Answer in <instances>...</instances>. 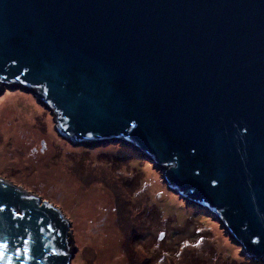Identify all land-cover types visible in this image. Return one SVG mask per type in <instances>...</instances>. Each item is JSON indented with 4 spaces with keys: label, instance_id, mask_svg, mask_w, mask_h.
Returning <instances> with one entry per match:
<instances>
[{
    "label": "water",
    "instance_id": "obj_1",
    "mask_svg": "<svg viewBox=\"0 0 264 264\" xmlns=\"http://www.w3.org/2000/svg\"><path fill=\"white\" fill-rule=\"evenodd\" d=\"M122 143L264 264V0H0V96ZM7 245V247H4ZM71 222L0 178V264H71Z\"/></svg>",
    "mask_w": 264,
    "mask_h": 264
},
{
    "label": "rangeland",
    "instance_id": "obj_2",
    "mask_svg": "<svg viewBox=\"0 0 264 264\" xmlns=\"http://www.w3.org/2000/svg\"><path fill=\"white\" fill-rule=\"evenodd\" d=\"M0 178L63 211L77 246L71 264H262L208 211L168 189L141 152L73 146L19 89L0 96Z\"/></svg>",
    "mask_w": 264,
    "mask_h": 264
},
{
    "label": "snow or ice",
    "instance_id": "obj_3",
    "mask_svg": "<svg viewBox=\"0 0 264 264\" xmlns=\"http://www.w3.org/2000/svg\"><path fill=\"white\" fill-rule=\"evenodd\" d=\"M4 247H7V245H4Z\"/></svg>",
    "mask_w": 264,
    "mask_h": 264
}]
</instances>
